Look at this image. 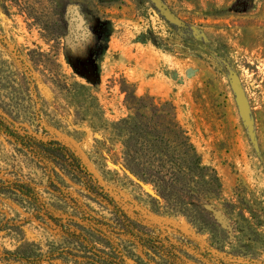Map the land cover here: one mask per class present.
<instances>
[{
  "label": "rangeland",
  "instance_id": "374dc122",
  "mask_svg": "<svg viewBox=\"0 0 264 264\" xmlns=\"http://www.w3.org/2000/svg\"><path fill=\"white\" fill-rule=\"evenodd\" d=\"M159 1L179 27L154 0H0V102L12 104L19 128L70 147L121 209L185 252V264H220L230 258L208 245V234L180 214L152 211L148 190L121 166L109 123L130 112L125 97L134 91L170 101L220 180L217 222L231 237L243 236L242 216L259 231L260 242L230 238L221 250L246 245L259 255L254 264H264V0ZM72 92L101 106L99 127L87 119L96 110H79ZM14 182L29 184L42 206L12 191ZM109 216L103 201L0 131V264H94L51 218ZM119 246L131 249L126 264H157L137 262L140 251L126 241Z\"/></svg>",
  "mask_w": 264,
  "mask_h": 264
},
{
  "label": "trees",
  "instance_id": "16d2710c",
  "mask_svg": "<svg viewBox=\"0 0 264 264\" xmlns=\"http://www.w3.org/2000/svg\"><path fill=\"white\" fill-rule=\"evenodd\" d=\"M172 25L179 27L177 24ZM25 79L22 76V82L28 89V81ZM74 85L69 88L87 89L82 84ZM71 97L77 99L79 110L91 105L96 110L93 118H87L92 126L97 128L99 123L104 122L101 106L95 100L89 101L91 94L72 92ZM84 97L92 104H87ZM125 101L130 112L111 121L109 125L122 146V168L137 181L151 188L152 192H147L151 210L155 213L164 212L159 211L160 208L180 214L191 226L197 228V232L208 234V245L230 258H218L220 264L256 263L259 255L255 250H249L246 245L233 244L229 245L228 251L221 250L230 242V238L242 242V237H245L250 242H260L259 231L242 216L244 225L239 227L243 236L231 237L229 230L217 222L213 211L205 207V204L215 206L220 202L221 183L214 168L202 163L187 131L176 118L173 104L150 94L136 95L134 91L125 97ZM76 118L84 119L78 114ZM20 122L22 120L12 104L1 101V132L13 138L32 155L49 162L59 173L81 185L91 196L100 199L109 207L110 216L107 219L68 218L66 222H62L60 219L51 218L72 242L83 248L80 257L85 262L126 264V260L132 256L131 249L122 250L119 246V243L126 241L140 251V255H136L139 263L154 261L157 264H185V252L167 237L156 235L151 226L121 209L94 182L92 174L70 147L55 139H38L23 126H16ZM11 189L27 197L36 206H42L29 184L14 182ZM189 257L196 260L193 256ZM237 259L243 260V263Z\"/></svg>",
  "mask_w": 264,
  "mask_h": 264
},
{
  "label": "water",
  "instance_id": "95a60500",
  "mask_svg": "<svg viewBox=\"0 0 264 264\" xmlns=\"http://www.w3.org/2000/svg\"><path fill=\"white\" fill-rule=\"evenodd\" d=\"M154 3H155L156 8L163 15L164 18H167V19L171 20L173 24L179 25L180 20L175 19L173 17V15L170 13V11H168L159 0H154ZM235 89H236V97H237V101H238V106H239V110H240V113H241V117H242V119L244 121V124L247 127L248 134H249L250 138L253 141V124L251 122V119H250V116H249V113H248V109H247V105H246V102H245V98H244L243 92H242L241 88L239 86H237V85L235 86ZM140 183L148 190V192H152L151 188L147 184H144L142 182H140ZM205 207L207 209H209V210H212L213 214H214V217H215V209H214V207L212 205H210V204H205ZM223 227H225V226H223Z\"/></svg>",
  "mask_w": 264,
  "mask_h": 264
}]
</instances>
